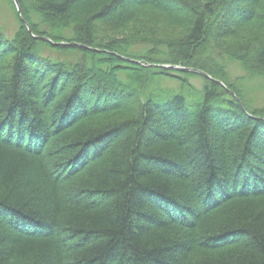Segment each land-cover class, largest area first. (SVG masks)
I'll return each instance as SVG.
<instances>
[{
	"label": "trees",
	"instance_id": "trees-1",
	"mask_svg": "<svg viewBox=\"0 0 264 264\" xmlns=\"http://www.w3.org/2000/svg\"><path fill=\"white\" fill-rule=\"evenodd\" d=\"M19 3L32 32L15 6L0 26V264H264V106L243 86L264 78V0Z\"/></svg>",
	"mask_w": 264,
	"mask_h": 264
},
{
	"label": "rangeland",
	"instance_id": "rangeland-1",
	"mask_svg": "<svg viewBox=\"0 0 264 264\" xmlns=\"http://www.w3.org/2000/svg\"><path fill=\"white\" fill-rule=\"evenodd\" d=\"M13 4L10 0H0V26L3 27L5 29V31L9 34L13 33L15 31V29L17 28V26L19 25V20L16 16L15 9L13 7V6H15V2H13ZM22 23H24V22L22 21ZM29 30L32 32L31 28ZM119 35L122 36L121 34H119ZM40 37H48V36L42 35ZM50 39H52V38H50ZM53 41L54 42H64L67 44L72 43V42H67L64 40L63 41L53 40ZM76 44L82 45V44L77 43V42H76ZM228 70L232 76L233 81L235 80V78L237 76H239V77L243 76L244 79L246 78V73L244 72L243 68L239 66L238 62H236V61L229 63ZM180 71H185V70H180ZM204 77L205 76H202L201 74H195L193 76H190L189 79H190V82L192 84H194L197 88L203 90L204 83H205ZM214 79H216V78H214ZM214 79H211V80H214ZM217 80L222 81L221 79H217ZM234 82H236V81H234ZM156 84H159L158 90H163L165 88H169L170 90L174 89L175 91H177L180 88V82L178 80H176L175 78L165 77V78L157 80L153 85H156ZM244 84L245 85H243V86L246 89V98L252 100L254 106H256V107L264 106V78L253 77L250 79V77H249L248 80L244 82ZM223 86L227 87L225 82H223Z\"/></svg>",
	"mask_w": 264,
	"mask_h": 264
},
{
	"label": "water",
	"instance_id": "water-1",
	"mask_svg": "<svg viewBox=\"0 0 264 264\" xmlns=\"http://www.w3.org/2000/svg\"><path fill=\"white\" fill-rule=\"evenodd\" d=\"M18 13H19V17L20 19L24 22V24H26L28 26V28L30 29L29 24L26 22V20L24 19L22 12H21V6L19 4L18 0H14ZM46 41L51 42L54 45H67V43L64 42H54L52 39H50L49 37H40ZM71 44H76V42H72ZM163 67L165 68H169V69H176V70H185V71H195L199 74H201L202 76H205L209 79H214L209 73H207L206 71L202 70V69H198V68H194V67H186V66H182V65H178V64H164ZM215 81H217L218 83L223 85V82L217 79H214ZM231 93L234 94L233 91L230 90Z\"/></svg>",
	"mask_w": 264,
	"mask_h": 264
}]
</instances>
